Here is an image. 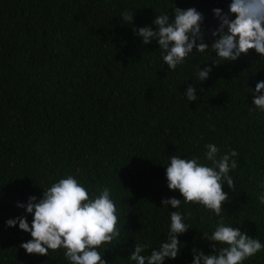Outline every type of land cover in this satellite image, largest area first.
I'll use <instances>...</instances> for the list:
<instances>
[{"label": "trees", "instance_id": "trees-1", "mask_svg": "<svg viewBox=\"0 0 264 264\" xmlns=\"http://www.w3.org/2000/svg\"><path fill=\"white\" fill-rule=\"evenodd\" d=\"M230 0H0V264H68L62 249L48 256L20 247L30 233L6 226L27 215L17 207L31 196L74 175L90 197L111 189L120 236L102 246L108 264L128 260L135 243L150 255L167 234L165 198L183 199L167 186L172 155L206 160L208 144L218 158L231 150L237 168L234 190L221 217L203 205L181 204L191 227L180 237L182 254L166 264H191L192 248L210 253L203 233L220 219L264 243V112L253 105V90L264 80V58L250 50L235 62L218 60L211 47L186 57L175 71L162 60L157 42L149 45L133 27L153 25L175 7L196 8L205 30L218 22L213 9ZM134 23L122 25L121 14ZM213 37L208 35L211 46ZM214 67L206 81L197 65ZM197 88V101L185 91ZM186 158V157H185ZM220 247V245H217ZM264 264V251L244 261Z\"/></svg>", "mask_w": 264, "mask_h": 264}, {"label": "clouds", "instance_id": "clouds-1", "mask_svg": "<svg viewBox=\"0 0 264 264\" xmlns=\"http://www.w3.org/2000/svg\"><path fill=\"white\" fill-rule=\"evenodd\" d=\"M213 14L218 24L205 30V17L196 8L175 7L174 15L160 14L152 25L133 27L136 36L142 38L144 45L157 42L162 50V60L168 69L175 71L178 65L185 63L186 57L194 53L203 54L209 47L218 60L235 62L242 55L255 50L264 58V0H230L228 10L214 8ZM122 25L134 23L133 13L120 15ZM213 37L211 46L208 35ZM221 63L213 61L205 67L197 65V79L203 82L210 78L214 67ZM189 102L197 101L196 86L189 85L185 91ZM253 105L264 112V80L258 81L253 90ZM206 160L211 166L201 163L199 158L172 155L166 166L167 186L178 191L183 199L175 196L165 198L163 207L177 209L170 211V224L167 234L158 248H152L150 255L144 253L151 247L148 243H135L128 257L133 264H166L176 260L182 249L180 237L191 228L186 216L179 211L183 203H198L221 217L223 205L229 199L224 186L234 190V180L229 174L237 168L239 153L231 150L218 158L219 149L208 144ZM186 157V158H185ZM90 188L81 183L74 175L54 182L43 188L42 198L31 196L27 203L17 207L25 209L32 216L31 223L27 215L10 218L6 226L19 227L30 233L32 239L23 242L20 247L27 254L48 256L50 250L62 249L68 264H108L101 254L102 246L111 243L120 236L117 227V207L111 197V189L104 188L99 195L90 197ZM264 203V193L259 196ZM203 239L209 243L210 253L200 247L192 248L191 264H244V261L264 251V243L232 227L220 219L211 234L203 233ZM185 244V243H184ZM220 245V247H217Z\"/></svg>", "mask_w": 264, "mask_h": 264}]
</instances>
